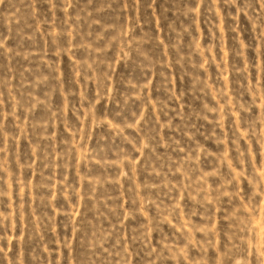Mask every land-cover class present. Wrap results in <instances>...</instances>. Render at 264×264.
Listing matches in <instances>:
<instances>
[{
	"label": "rangeland",
	"instance_id": "1",
	"mask_svg": "<svg viewBox=\"0 0 264 264\" xmlns=\"http://www.w3.org/2000/svg\"><path fill=\"white\" fill-rule=\"evenodd\" d=\"M0 264H264V0H0Z\"/></svg>",
	"mask_w": 264,
	"mask_h": 264
}]
</instances>
